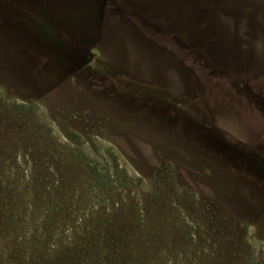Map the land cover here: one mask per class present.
I'll return each mask as SVG.
<instances>
[{
	"label": "rangeland",
	"instance_id": "1",
	"mask_svg": "<svg viewBox=\"0 0 264 264\" xmlns=\"http://www.w3.org/2000/svg\"><path fill=\"white\" fill-rule=\"evenodd\" d=\"M0 264H264V0H0Z\"/></svg>",
	"mask_w": 264,
	"mask_h": 264
},
{
	"label": "trees",
	"instance_id": "2",
	"mask_svg": "<svg viewBox=\"0 0 264 264\" xmlns=\"http://www.w3.org/2000/svg\"><path fill=\"white\" fill-rule=\"evenodd\" d=\"M43 257H48V256H52V255H54V254H56V255H58V254H60V252L59 251H52V250H50V248H43Z\"/></svg>",
	"mask_w": 264,
	"mask_h": 264
}]
</instances>
